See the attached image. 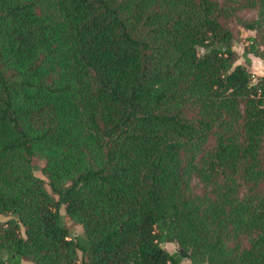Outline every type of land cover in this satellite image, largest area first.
Returning <instances> with one entry per match:
<instances>
[{
	"label": "trees",
	"instance_id": "obj_1",
	"mask_svg": "<svg viewBox=\"0 0 264 264\" xmlns=\"http://www.w3.org/2000/svg\"><path fill=\"white\" fill-rule=\"evenodd\" d=\"M234 19L264 60V0H0V264H264V75Z\"/></svg>",
	"mask_w": 264,
	"mask_h": 264
},
{
	"label": "rangeland",
	"instance_id": "obj_2",
	"mask_svg": "<svg viewBox=\"0 0 264 264\" xmlns=\"http://www.w3.org/2000/svg\"><path fill=\"white\" fill-rule=\"evenodd\" d=\"M239 14L244 19L253 20L255 18H258V13L255 10H252L249 8L241 9L239 11ZM232 25H235V27H237L235 29L236 30L235 32L237 33L238 37L233 42L234 49L238 53L237 63L246 65L253 72L255 77L263 76L264 75V60L260 57L255 56L252 53L247 54L245 52L246 46L250 43L249 37L257 36V31L244 28L241 25V23L238 22L236 19L233 20ZM32 164H33L35 175L42 177L48 182V178L43 172V168L46 164L45 160L40 159L38 157H34L32 159ZM46 186L48 190L51 191L48 183L46 184ZM60 211H61L62 224L70 230L71 235L73 237H79V240L86 239L87 236L83 229V226L71 220V218L66 212L64 205L61 207ZM8 218L9 217L3 214H0V221H6ZM22 232L24 234V228H22ZM162 245L166 247L171 253L176 252L178 249V244L176 242H165ZM183 263L192 264L189 259H184ZM23 264H35V263L31 261H23Z\"/></svg>",
	"mask_w": 264,
	"mask_h": 264
},
{
	"label": "crops",
	"instance_id": "obj_3",
	"mask_svg": "<svg viewBox=\"0 0 264 264\" xmlns=\"http://www.w3.org/2000/svg\"><path fill=\"white\" fill-rule=\"evenodd\" d=\"M23 261H26V260H22V263L21 264H23ZM182 264H184L183 262H182ZM186 264V263H185Z\"/></svg>",
	"mask_w": 264,
	"mask_h": 264
}]
</instances>
